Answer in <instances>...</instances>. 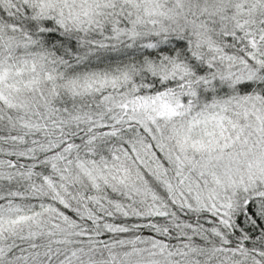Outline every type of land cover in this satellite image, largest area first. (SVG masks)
Instances as JSON below:
<instances>
[{"label":"snow or ice","instance_id":"1","mask_svg":"<svg viewBox=\"0 0 264 264\" xmlns=\"http://www.w3.org/2000/svg\"><path fill=\"white\" fill-rule=\"evenodd\" d=\"M0 264H264V0H0Z\"/></svg>","mask_w":264,"mask_h":264}]
</instances>
